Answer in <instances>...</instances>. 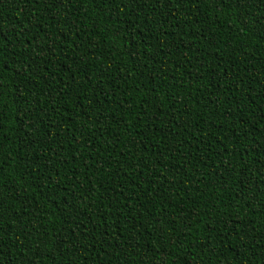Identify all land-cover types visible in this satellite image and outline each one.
<instances>
[{"label":"trees","instance_id":"16d2710c","mask_svg":"<svg viewBox=\"0 0 264 264\" xmlns=\"http://www.w3.org/2000/svg\"><path fill=\"white\" fill-rule=\"evenodd\" d=\"M257 21L232 0H0L3 264H264Z\"/></svg>","mask_w":264,"mask_h":264},{"label":"snow or ice","instance_id":"6c2138e0","mask_svg":"<svg viewBox=\"0 0 264 264\" xmlns=\"http://www.w3.org/2000/svg\"><path fill=\"white\" fill-rule=\"evenodd\" d=\"M50 2H54V0H50ZM65 2L71 3V0H59L60 5H63ZM138 2L139 0H128V3H131V4H136ZM213 2L215 3L216 0H213ZM232 3L234 4V6L238 7L239 9L245 10L248 6H251L253 4H264V0H232ZM51 19H56V16L53 15ZM257 23H259V26L261 29H264V22L257 21ZM5 39H6V36L4 35L2 28H0V42H2ZM2 51H3V48H0V52ZM0 238H2V229H0ZM0 264H3L2 259H0Z\"/></svg>","mask_w":264,"mask_h":264}]
</instances>
